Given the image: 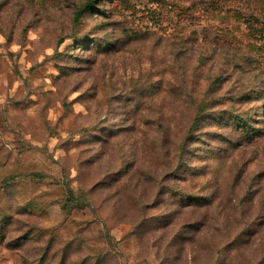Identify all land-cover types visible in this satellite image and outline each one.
<instances>
[{
	"label": "rangeland",
	"instance_id": "374dc122",
	"mask_svg": "<svg viewBox=\"0 0 264 264\" xmlns=\"http://www.w3.org/2000/svg\"><path fill=\"white\" fill-rule=\"evenodd\" d=\"M90 1L0 0V264H264V0Z\"/></svg>",
	"mask_w": 264,
	"mask_h": 264
},
{
	"label": "trees",
	"instance_id": "16d2710c",
	"mask_svg": "<svg viewBox=\"0 0 264 264\" xmlns=\"http://www.w3.org/2000/svg\"><path fill=\"white\" fill-rule=\"evenodd\" d=\"M94 3H95V0H91L88 4H87V6L90 8V7H94L93 5H94ZM79 14L80 13H77V17H79ZM243 123H244V121H242ZM245 124V123H244Z\"/></svg>",
	"mask_w": 264,
	"mask_h": 264
}]
</instances>
